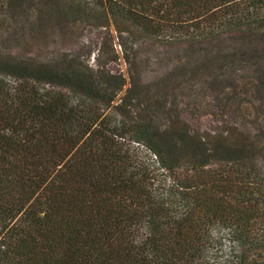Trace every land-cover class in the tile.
Masks as SVG:
<instances>
[{
  "label": "trees",
  "instance_id": "obj_1",
  "mask_svg": "<svg viewBox=\"0 0 264 264\" xmlns=\"http://www.w3.org/2000/svg\"><path fill=\"white\" fill-rule=\"evenodd\" d=\"M83 1L69 10L160 45L246 39L237 65L262 64L214 73L221 117L197 131L109 120L145 111L121 75L0 57V264H264V0Z\"/></svg>",
  "mask_w": 264,
  "mask_h": 264
},
{
  "label": "rangeland",
  "instance_id": "obj_2",
  "mask_svg": "<svg viewBox=\"0 0 264 264\" xmlns=\"http://www.w3.org/2000/svg\"><path fill=\"white\" fill-rule=\"evenodd\" d=\"M62 2L54 14L42 0H19L16 6L2 9L0 57L27 65L75 59L94 70L121 75L127 83L133 81L131 103L136 101L145 111L112 103L106 111L112 122L136 113L150 118L159 129L181 122L191 130L213 129L221 117L220 101L214 97L221 98L222 85L229 83L213 81L214 73L231 70L233 77L250 76L262 64L237 65L239 53L251 45L246 39L223 38L199 49L160 45L116 29L108 17L69 10L70 4L83 0ZM163 100L165 107L160 105ZM138 148L149 155L142 145Z\"/></svg>",
  "mask_w": 264,
  "mask_h": 264
}]
</instances>
